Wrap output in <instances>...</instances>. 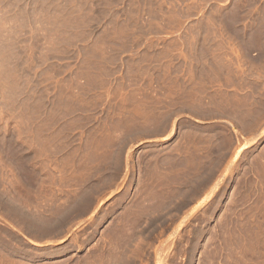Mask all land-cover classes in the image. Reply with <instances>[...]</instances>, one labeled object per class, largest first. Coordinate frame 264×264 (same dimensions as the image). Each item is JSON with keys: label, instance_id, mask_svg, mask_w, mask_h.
Returning a JSON list of instances; mask_svg holds the SVG:
<instances>
[{"label": "rangeland", "instance_id": "374dc122", "mask_svg": "<svg viewBox=\"0 0 264 264\" xmlns=\"http://www.w3.org/2000/svg\"><path fill=\"white\" fill-rule=\"evenodd\" d=\"M129 263L264 264V0H0V264Z\"/></svg>", "mask_w": 264, "mask_h": 264}, {"label": "bare ground", "instance_id": "6f19581e", "mask_svg": "<svg viewBox=\"0 0 264 264\" xmlns=\"http://www.w3.org/2000/svg\"><path fill=\"white\" fill-rule=\"evenodd\" d=\"M221 12V11H220ZM220 16V15H219ZM235 37H237V36H235ZM219 62H221V61H219ZM233 62V61H232ZM233 65V64H232ZM223 67V66H222ZM228 67H229V65H228ZM226 68V67H225ZM227 69V68H226ZM215 70V69H214ZM232 71V70H231ZM218 72V71H217ZM224 72H225V70H224ZM220 73H222V72H220ZM218 74V73H217ZM227 74V73H226ZM218 77V76H217ZM219 81H220V79H219ZM191 152V151H190ZM198 155H199V153H198ZM194 159H196V158H194ZM199 160H200V157H199ZM196 163V162H195ZM195 166H196V164H195ZM195 166H194V169H195ZM197 167V166H196ZM210 167V166H209ZM203 169L202 170H204V167H202ZM207 168V167H206ZM212 168V170H213V167H211ZM192 170V171H194L195 172V170ZM200 169V168H199ZM190 170V169H189ZM205 171V170H204ZM203 171V172H204ZM207 171V170H206ZM214 171H215V169H214ZM213 171V172H214ZM185 172V171H184ZM190 172V171H189ZM202 172V171H201ZM208 172V171H207ZM212 172V173H213ZM200 173V172H199ZM204 174H206L205 172H204ZM203 174V175H204ZM208 174V173H207ZM209 174H210V172H209ZM193 175V174H192ZM196 175V174H195ZM200 175V174H199ZM214 174H212V176H213ZM181 176V175H180ZM210 176V175H209ZM191 177V176H190ZM193 177V176H192ZM197 177H198V175H197ZM196 177V178H197ZM204 177H206V175L204 176ZM185 178V176L183 177V179ZM194 178H195V176H194ZM213 178V177H212ZM201 179H205V178H201ZM207 179V178H206ZM210 179H211V177H210ZM190 180H191V178H190ZM192 181V180H191ZM194 181H195V179H194ZM199 181V180H198ZM186 182H188V181H186ZM197 182V181H196ZM200 182H201V180H200ZM203 182V181H202ZM207 182H209V181H207ZM206 182V183H207ZM199 183V182H198ZM181 184H183V182H181ZM186 184V186H187V183H185L184 182V185ZM189 184V183H188ZM197 184V183H196ZM199 185V184H198ZM197 186V185H196ZM191 189H192V185H191V187H190ZM164 189V188H163ZM168 189H169V187H168ZM161 190H162V188H161ZM177 190H178V188H177ZM160 191V190H159ZM161 193V192H160ZM157 194V193H156ZM163 194H164V192H163ZM160 195V194H159ZM165 196V195H164ZM185 199H187V198H185ZM163 200H165V199H163ZM186 203H188V201L186 202ZM159 204V203H158ZM184 204V203H183ZM160 205V204H159ZM185 205V204H184ZM151 208V207H150ZM154 208H156V207H154ZM158 208V207H157ZM160 209H161V206H160ZM103 215V214H102ZM94 229V228H93ZM117 232V231H116ZM114 233V232H113ZM120 233V232H119ZM36 234V233H35ZM34 234V235H35ZM89 234V233H88ZM116 235V234H115ZM37 236V235H36ZM114 236V235H113ZM119 237V236H118ZM86 238V237H85ZM131 242H132V240H131ZM132 258V257H131ZM129 259V258H128ZM128 259H126V260H128ZM132 259H134V257L132 258ZM116 261V260H115ZM130 264V263H129Z\"/></svg>", "mask_w": 264, "mask_h": 264}]
</instances>
